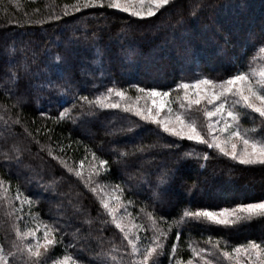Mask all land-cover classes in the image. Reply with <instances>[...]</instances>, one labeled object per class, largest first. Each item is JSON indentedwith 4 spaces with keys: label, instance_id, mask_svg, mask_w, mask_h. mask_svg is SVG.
<instances>
[{
    "label": "trees",
    "instance_id": "obj_1",
    "mask_svg": "<svg viewBox=\"0 0 264 264\" xmlns=\"http://www.w3.org/2000/svg\"><path fill=\"white\" fill-rule=\"evenodd\" d=\"M73 3L0 0V179L7 189L0 192V245L5 251L15 252L13 243H20L13 225L25 231V219L39 216L56 224L63 236V243L49 251L48 264L65 252L81 264L129 261L130 248L119 230L106 223L110 218L100 198L54 156L75 168L83 160L85 176L95 165L100 169L94 175L97 183L120 185L123 200L132 202L130 211L144 225L145 243L153 235L148 212L167 230L185 209L219 210L264 200V165H241L205 145L172 137L122 108L81 107L83 102L73 99H94L114 87L135 103L136 96L144 95L138 87L173 90V95L177 83L196 73L222 80L246 66L258 67L264 0H173L143 20L107 7L69 9L65 15L64 6ZM55 54L62 60L55 61ZM64 108L72 110L71 116L57 119ZM176 108L183 113L180 101ZM197 108L191 113L203 124ZM240 124L256 128L257 138L264 132L259 114H242ZM204 151L208 161L198 158ZM187 152L193 157L186 158ZM99 159L108 165L100 166ZM18 188L20 199L15 198ZM154 192H159L158 200L152 199ZM25 198H31V205H21ZM209 239L219 240L221 248L226 244L229 251L249 240L264 241V218L228 227L187 220L169 232L160 264L177 259L186 264L192 258L188 244L211 251ZM173 243H178L175 257L170 255ZM208 258L231 264L219 253ZM24 260L17 253L10 264ZM194 261L201 264L199 257Z\"/></svg>",
    "mask_w": 264,
    "mask_h": 264
},
{
    "label": "snow or ice",
    "instance_id": "obj_2",
    "mask_svg": "<svg viewBox=\"0 0 264 264\" xmlns=\"http://www.w3.org/2000/svg\"><path fill=\"white\" fill-rule=\"evenodd\" d=\"M172 2L173 0H75V3L65 5L64 8L65 15H67L69 9L79 12L82 9L107 7L143 20L156 16ZM56 18L59 19V17ZM258 52V58L262 63L256 68L246 66L247 70H238L236 74L222 80L202 76L177 83L174 91L183 94L182 97H176L180 101V107L184 109L183 113H174L171 107L174 102L170 99L173 90L162 91L155 87H138L137 92L144 95L136 96L134 98L135 103L132 102L133 98L129 97L126 91L114 87L106 89L105 93L96 95L94 99H89L88 96L83 95L74 96L73 99L83 102L81 107L87 105L90 108L98 107L101 109L122 108L123 111L132 112L145 122L157 125L162 128L164 133L172 137L205 145L208 149L215 150L241 165H264V132L260 138H257L256 135H253L257 132L256 128H243L240 124L242 114L255 113L259 114L261 125L264 126V46H259ZM53 59L61 61L62 57L60 54H55ZM28 70V67L25 66V71ZM12 77L13 80L18 79L15 73H12ZM49 83L52 82L49 81ZM66 83L71 87L67 80ZM141 99L145 100L143 106L139 103ZM200 105H204L202 111L206 120L203 124L195 119L191 113L194 106ZM209 105L211 108L208 107ZM76 106L73 103L72 107L75 108ZM237 106L248 111L241 113L237 110ZM71 111L69 108H64L57 119L70 117ZM162 112H166V115L161 116ZM41 114L43 115V113ZM15 122L19 123L20 121ZM49 155H53L50 146ZM193 155V152L185 153L186 158L193 157ZM92 156L93 159H98L95 153H92ZM198 158L208 161L210 156L207 151H204ZM54 159L59 160L70 173L80 178L84 185L100 198L102 208L110 218L106 223H111L119 230L123 240L127 242V246L130 248V252H128L129 261L121 260L119 264H160V257L164 255L169 232L174 226L179 228L187 220L228 227L254 218H264V200L239 204L234 208L224 207L219 210L203 208L193 211L185 209L179 220H174L171 224L164 221L167 224V230L160 228L157 217L148 212L146 215L151 222L153 235L146 238L147 242L145 243L135 231L142 229L144 225L135 224L129 219L131 213L127 211L123 202L124 189L120 185L110 188L108 185L97 183L94 175L98 177L100 169L95 165L90 166L89 172L85 176L83 160L80 161V167L75 168L69 166L67 161L60 157L54 156ZM99 165L106 167L108 161L99 159ZM161 183H166L164 177H161ZM2 191H7V189L5 188V181L0 179V192ZM116 193H120V195ZM20 197L21 193L18 188L15 198L20 199ZM159 198V192H154L152 199L158 200ZM25 202L31 205V198L21 200V205ZM9 203L11 204V201ZM131 203L128 201V204ZM141 211L143 212L144 209ZM159 219L163 221V217ZM33 220L39 222L36 228H27L25 231H21L17 225H13L20 243H13L15 252H6L4 246L0 245V264H10V257H16L17 253H20L21 257H26L23 264H48L49 251L57 244L63 243V236L58 235L60 229L56 224L46 223L39 216L33 217ZM87 223L91 224L92 221L88 220ZM41 230L42 236L37 235V232ZM29 237L31 242L28 241ZM175 240L180 241L179 231L176 233ZM206 243L212 244L211 251L198 247L193 242L188 244L192 258L188 259L186 264H194L196 257L200 258L201 264H214L213 260L208 257H215L218 253L224 261L231 262V264H241L242 257L247 259L248 264H264V241L249 240L246 243L231 247L230 251L227 250L226 244L224 248H221L219 240L213 243L209 239ZM177 253L178 243H173L170 255L175 257ZM109 256L113 261L117 259L110 254ZM53 264H81V262L65 252L60 258H54ZM175 264H184V261L177 259ZM216 264H221V262L218 260Z\"/></svg>",
    "mask_w": 264,
    "mask_h": 264
},
{
    "label": "rangeland",
    "instance_id": "obj_3",
    "mask_svg": "<svg viewBox=\"0 0 264 264\" xmlns=\"http://www.w3.org/2000/svg\"><path fill=\"white\" fill-rule=\"evenodd\" d=\"M203 75H201V73H196V74H193V75H191L186 81H190V80H192V79H195V78H197V77H202ZM182 92L181 93H173V95H171L170 96V99H172L174 102L171 104V107L173 108V111H174V113H179L178 111H177V108H176V104L177 103H179V100H177L176 99V97L177 96H181L182 97ZM229 102H231V101H229ZM143 106V105H142ZM196 107H198L197 108V110L199 111V112H203L202 111V109L204 108V105H200V106H196ZM209 108H211V106L209 105L208 106ZM238 107V106H237ZM166 115V112H162L161 113V116H165ZM204 116V115H203ZM205 120H206V118H204V122H205ZM112 188V187H111ZM117 195H119L118 193H116ZM123 199V198H122ZM123 202L125 203V205H126V207H127V211L129 212V213H131V217L129 218V219H131L132 220V222L133 223H135V224H139L138 223V221H137V219H136V217H135V215L130 211V209H129V207H128V204L126 203V201L125 200H123ZM253 203H255V202H253ZM24 206L25 205H28V203L27 202H25L24 204H23ZM22 205V206H23ZM123 211V210H122ZM23 217H25V215H23ZM37 223H39L38 221H34L33 220V218H30V217H27L26 219H25V223H24V230H26L27 228H36V225H37ZM136 232H137V234L141 237L142 235V233H141V229H137V230H135ZM37 235H39V236H42V230L41 231H38L37 232ZM141 239H142V237H141ZM31 241V240H30ZM61 257V256H60ZM59 257V258H60ZM197 261H194V264H198V263H196ZM53 264V263H52ZM241 264H248V261H247V259L246 258H244V257H242L241 258Z\"/></svg>",
    "mask_w": 264,
    "mask_h": 264
}]
</instances>
